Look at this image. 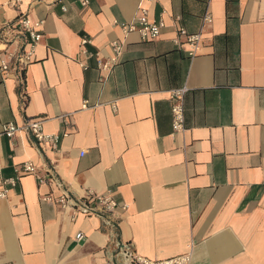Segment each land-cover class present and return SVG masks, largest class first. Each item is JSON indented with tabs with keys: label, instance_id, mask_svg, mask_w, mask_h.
<instances>
[{
	"label": "crops",
	"instance_id": "crops-1",
	"mask_svg": "<svg viewBox=\"0 0 264 264\" xmlns=\"http://www.w3.org/2000/svg\"><path fill=\"white\" fill-rule=\"evenodd\" d=\"M11 1L0 0V26L24 12L42 37L23 83L0 74L1 175L26 162L37 174L0 201V264H117L127 248L151 261L264 264V0ZM141 9L164 23L155 41L120 29ZM205 13L190 57L177 30L198 33ZM114 42L122 53L103 73ZM183 87L186 131L174 133L170 96ZM37 119L59 136L55 150L1 134ZM88 192L111 193L116 209L72 220L42 201Z\"/></svg>",
	"mask_w": 264,
	"mask_h": 264
},
{
	"label": "built area",
	"instance_id": "built-area-1",
	"mask_svg": "<svg viewBox=\"0 0 264 264\" xmlns=\"http://www.w3.org/2000/svg\"><path fill=\"white\" fill-rule=\"evenodd\" d=\"M19 0H12L11 6H15ZM87 0H82L81 5L85 6ZM64 10V9H63ZM212 19L208 13H205L201 19V29L198 33L190 34L183 28H178V39L183 38V44L189 47L188 54L190 57L196 55L202 43V29L204 26L211 24ZM121 31L127 35L129 33H137L143 41H155L160 36V32L164 27L162 21H149L146 12L141 9L139 16L134 22L120 24ZM42 22H32L26 13L20 12L16 19L0 26V74L3 80L14 78L23 83L24 70L31 64L34 51L39 44L41 34ZM88 44L86 39L82 40V53L91 56L84 47ZM179 44H181L179 42ZM182 45V44H181ZM10 49H13L10 51ZM114 51V58L110 61L102 62L98 60V68L101 72H110L113 65L122 53V46L117 42L112 43ZM187 93L185 87L173 90L171 92V117L172 128L174 133H184L186 131L184 121V96ZM23 105L26 104L27 98L25 95L21 96ZM85 108V105H84ZM43 121L27 120L21 126L15 123H7L2 126L1 134L8 139H13L17 133L24 131L31 135L37 143L46 144L55 150L59 143V136L46 135L42 131ZM2 167L0 162V201L6 198L10 189L14 188L19 180L27 175L37 174V168L30 162L23 163L15 167V177L4 179L1 175ZM39 184L45 183L44 178H37ZM45 202H53L57 204L62 210H69L71 219L73 220L77 215L87 217L96 216L105 213H112L117 203L113 199L111 193L98 195L93 192H88L83 198L73 199L67 193H63L56 199L45 197L42 199ZM78 240L82 239L81 235L77 236ZM192 253L175 257L167 261H151L136 255L131 252L129 248L122 249L117 253V264H191ZM113 264V263H109Z\"/></svg>",
	"mask_w": 264,
	"mask_h": 264
}]
</instances>
